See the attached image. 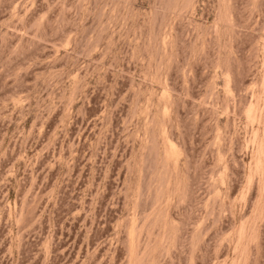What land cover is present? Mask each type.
Masks as SVG:
<instances>
[{
    "label": "rangeland",
    "instance_id": "374dc122",
    "mask_svg": "<svg viewBox=\"0 0 264 264\" xmlns=\"http://www.w3.org/2000/svg\"><path fill=\"white\" fill-rule=\"evenodd\" d=\"M0 264H264V0H0Z\"/></svg>",
    "mask_w": 264,
    "mask_h": 264
}]
</instances>
